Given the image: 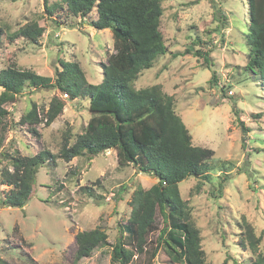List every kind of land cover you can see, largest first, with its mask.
<instances>
[{
  "label": "rangeland",
  "instance_id": "obj_1",
  "mask_svg": "<svg viewBox=\"0 0 264 264\" xmlns=\"http://www.w3.org/2000/svg\"><path fill=\"white\" fill-rule=\"evenodd\" d=\"M60 1L48 0V5ZM163 10L160 29L168 53L158 57L132 86L141 89L160 85L174 97L176 111L189 128L194 146L215 152L210 180L190 179L180 184L181 197L201 232L206 264H248L249 250L241 245L246 229L243 218L257 236L264 235V88L245 67L247 0H164ZM219 13L227 16L229 28H220L224 20ZM92 18L71 19L66 11L50 17L45 0H0V70L15 65L54 82L62 69L60 62H75L88 83L100 84L103 65L115 52L114 39L110 30L92 27ZM31 23L44 28L38 43L33 45L21 37L11 43L8 35ZM197 50L209 51V66L194 56ZM2 91L0 88V95ZM55 96L66 106L51 126L37 127L40 136L19 126L33 103L42 117ZM86 102L80 98L72 101L57 90L29 88L16 103L4 106L8 114L0 148L1 261L120 264L112 259V247L130 217L133 193L138 188H151L157 180L132 165L119 167L115 150L96 157L84 155L71 162L62 158L48 162L40 168L34 196L23 209L1 204L10 189L1 183V172L10 167V157L19 153L33 156L44 149L58 154L64 138L72 143L84 132L91 118ZM239 120L250 133L243 134ZM223 161H229L226 169L221 167ZM157 223L160 229L164 226L161 215ZM97 227L106 231L109 245L76 261V235ZM158 234L150 237L154 243ZM260 250L264 251V242ZM130 264L185 263L173 262L161 249L151 262L148 254L135 257Z\"/></svg>",
  "mask_w": 264,
  "mask_h": 264
},
{
  "label": "trees",
  "instance_id": "obj_2",
  "mask_svg": "<svg viewBox=\"0 0 264 264\" xmlns=\"http://www.w3.org/2000/svg\"><path fill=\"white\" fill-rule=\"evenodd\" d=\"M163 3L164 0H61L50 6L45 0L46 13L50 17L63 11L71 19L93 17L92 27L112 32L115 52L103 65V79L98 85L88 83L79 63L75 62H60L62 69L57 71L54 82L52 78L15 65L0 70V88L3 89L0 95V148L5 140L4 119L8 114L4 106L16 103L26 89L57 90L72 101L80 98L87 101L91 114L84 132L75 136L72 143L68 137L64 138L58 154L44 149L33 156L19 153L10 157L11 170L9 167L1 172V183L10 188L4 193L3 206L23 209L34 196L40 168L48 162L56 163L59 158L71 162L84 155L96 157L111 149L116 151L119 167L132 165L157 180L151 188H138L133 193L130 217L121 226L120 237L112 247V259L120 264H130L135 257L148 254L151 262L161 249L173 262H207L200 229L191 218L187 201L181 197L180 184L190 179L210 180L209 170H215L214 165L210 167L215 152L194 146L189 128L176 111L174 97L164 92L160 85L141 89L132 86L145 70L154 66L158 57L168 53L160 29ZM247 3L249 27L245 67L264 88V0H247ZM219 15L224 20L220 28H229L227 16ZM43 34L44 28L31 23L8 37L11 43L21 37L36 45ZM193 54L209 66V51L197 50ZM213 79L217 81L215 74ZM65 106V102L55 96L47 113L41 117L33 103L19 126L40 136L37 127L41 124L51 126ZM234 109L238 116L236 105ZM254 115L259 118L258 114ZM239 124L244 135L250 133L243 121L239 120ZM227 162H221V167ZM158 215L163 219L161 229L157 223ZM243 225L245 242L241 245L249 250L247 263L264 264V251L260 250L264 235L257 236L245 218ZM156 232L159 234L154 243L150 237ZM108 238L106 231L99 227L79 232L76 235V261L90 257L98 247L109 245ZM0 264L7 263L0 260Z\"/></svg>",
  "mask_w": 264,
  "mask_h": 264
}]
</instances>
